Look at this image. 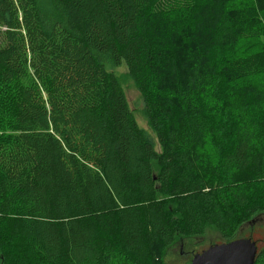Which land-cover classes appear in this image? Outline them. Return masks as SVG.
<instances>
[{
    "label": "trees",
    "instance_id": "1",
    "mask_svg": "<svg viewBox=\"0 0 264 264\" xmlns=\"http://www.w3.org/2000/svg\"><path fill=\"white\" fill-rule=\"evenodd\" d=\"M263 59L264 0H0V264H165L208 227L241 238L264 213V89L239 79Z\"/></svg>",
    "mask_w": 264,
    "mask_h": 264
},
{
    "label": "rangeland",
    "instance_id": "2",
    "mask_svg": "<svg viewBox=\"0 0 264 264\" xmlns=\"http://www.w3.org/2000/svg\"><path fill=\"white\" fill-rule=\"evenodd\" d=\"M179 13L166 12L164 10L158 12V32L159 29L168 27L171 22L178 20ZM175 17H177L175 19ZM246 52H241L237 58L246 60L250 64H255L256 61L261 57L260 53L256 52L254 48H249L245 50ZM256 65V64H255ZM260 67L256 69L257 76H252L258 80L252 81L251 76H241L239 82L244 83L241 87V90L245 92L246 98L251 94L257 93L255 88L264 89V59L260 62ZM114 72L117 74L119 82L122 86L124 94L126 96L130 111L138 125V127L147 135L149 139L155 145V148L158 150L159 146L155 134L153 133L151 127L148 124L147 115H146V106L144 102L143 95L134 81L131 79L127 73L126 67L124 64L118 66L114 69ZM249 91V92H248ZM240 97V96H239ZM245 98V100H246ZM239 99V98H238ZM230 106L231 100L224 103L223 109L218 115V120L221 123H226L231 117L230 115ZM214 151L211 149V146L207 144L203 151L199 153V160L202 165L209 166V163L212 161ZM237 237H251L258 246V250L264 247V213L256 214L250 221L244 223L236 232ZM222 241L219 233L213 228L208 227L205 231V234L202 237H192L185 238L182 241H177L171 248H168L163 253V260L165 264H189L191 257L202 249L207 248L209 245L214 243H219ZM6 249V255L12 257V248L8 242L4 241L3 243Z\"/></svg>",
    "mask_w": 264,
    "mask_h": 264
},
{
    "label": "water",
    "instance_id": "3",
    "mask_svg": "<svg viewBox=\"0 0 264 264\" xmlns=\"http://www.w3.org/2000/svg\"><path fill=\"white\" fill-rule=\"evenodd\" d=\"M257 245L251 237L214 243L195 253L189 264H254Z\"/></svg>",
    "mask_w": 264,
    "mask_h": 264
},
{
    "label": "flooded vegetation",
    "instance_id": "4",
    "mask_svg": "<svg viewBox=\"0 0 264 264\" xmlns=\"http://www.w3.org/2000/svg\"><path fill=\"white\" fill-rule=\"evenodd\" d=\"M257 245V244H256ZM257 249H258V246H257ZM203 250V249H202ZM201 251V250H200ZM192 258V257H191ZM191 260V259H190Z\"/></svg>",
    "mask_w": 264,
    "mask_h": 264
}]
</instances>
